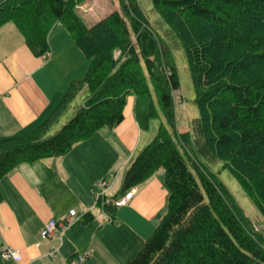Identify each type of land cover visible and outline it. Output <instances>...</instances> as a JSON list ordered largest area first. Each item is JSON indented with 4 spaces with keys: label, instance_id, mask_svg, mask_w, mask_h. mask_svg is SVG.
I'll use <instances>...</instances> for the list:
<instances>
[{
    "label": "trees",
    "instance_id": "obj_1",
    "mask_svg": "<svg viewBox=\"0 0 264 264\" xmlns=\"http://www.w3.org/2000/svg\"><path fill=\"white\" fill-rule=\"evenodd\" d=\"M84 1L0 0V28L11 23L34 57L47 58L48 36L60 24L89 62L40 126L0 139V180L21 164L64 157L100 130L117 127L127 96L150 94L146 74L164 124L125 169L113 200L158 169L167 198L158 225L127 264H264L263 235L253 233L226 187L202 168L220 164L264 220V0H150L182 48L191 80L198 115L183 132L172 126L177 72L171 57L168 73L159 61L164 37L138 31L146 24L137 1H130L134 43L117 11L87 25L78 10ZM83 90L84 103L50 135ZM157 117L151 105L147 118ZM96 206L108 216L116 210L100 200Z\"/></svg>",
    "mask_w": 264,
    "mask_h": 264
},
{
    "label": "crops",
    "instance_id": "obj_2",
    "mask_svg": "<svg viewBox=\"0 0 264 264\" xmlns=\"http://www.w3.org/2000/svg\"><path fill=\"white\" fill-rule=\"evenodd\" d=\"M47 41V58H36L13 25L0 29V139L35 130L58 107L67 86L85 75L89 62L60 24ZM132 102L126 99L123 121L117 127L92 137L99 136L102 146L87 150L85 141L64 157L21 164L0 180V247L6 245L19 255L17 262L0 258V264H67L82 253L89 255L85 264H127L135 250L126 241L136 228L165 211L167 198L163 180L153 175L113 216L96 206L100 197H117L121 182L105 192L99 188L101 181L113 178L111 168L117 167V159L122 161L120 170H125L139 151L142 126L134 117ZM122 209L127 214H120ZM70 211L76 216L69 226L41 241L40 230L65 222ZM85 214L93 218L88 223H83ZM136 238L134 249L141 244Z\"/></svg>",
    "mask_w": 264,
    "mask_h": 264
},
{
    "label": "rangeland",
    "instance_id": "obj_3",
    "mask_svg": "<svg viewBox=\"0 0 264 264\" xmlns=\"http://www.w3.org/2000/svg\"><path fill=\"white\" fill-rule=\"evenodd\" d=\"M130 1L131 0H85L82 3V10H80L79 8L78 10L80 11V13L81 11L84 12L82 17L87 25L93 23L97 18L98 19L104 18L106 15L110 14L111 12L117 11L120 14V16L126 21L127 29L130 33L131 40L133 41L132 43H134V40L137 38L136 37L137 35L134 29L132 28V26L129 24V22L132 21V15L130 14L131 13ZM136 1H137L136 6L144 16V21L146 24V27L140 26L141 28L138 31H148V28H150L152 32L156 30L162 37H164L162 43L156 37L157 41L161 43L160 44L158 42L159 61L165 66V68L163 67L164 72L168 73L165 63H167L168 62L167 59L171 57L172 63L171 62L170 63L175 68L179 80L178 91L171 92L173 109H174L172 126L174 127V129L176 128L178 132L186 131L188 130V126L190 124L189 122H191L192 119L197 117L198 112L194 104V94H193L192 84L185 63L183 50L176 41L175 36L171 33L169 28L163 23V21L157 15L155 9L151 5L150 0H136ZM91 5H93V10L92 13L88 15L87 9ZM7 25H12V24L11 23L4 24L1 28ZM15 30L17 31V33H19L16 28ZM145 77L149 85L150 94L137 96V97L133 95H129L126 98V99L129 98L132 99L133 101L132 110L134 113V117L140 122V125L142 126L139 132V139L137 145L138 150H141L146 144H148L150 140L154 137L158 126L160 124H164V118L161 115L159 106L157 104L156 94L154 90L151 88L150 82L146 74ZM86 95L87 92L85 90H83L80 94H78V96L73 101L71 108L68 109L69 111L67 110L64 113V115L60 118L58 124L56 123V125H54L53 127L54 129L51 130L50 135H53L55 132H57L60 129V127H62L64 124H66V122H68V120L74 115V113L77 112L78 108L84 103L86 99ZM151 105L158 114V117L155 119L147 118ZM98 137L99 136L94 138L97 140V143L94 142V139L92 138L88 139L85 142L86 145L85 147L87 150L90 149L92 150L98 146H102L99 143ZM187 154H189L199 163V159L195 157L194 153L191 154L189 153V151H187ZM121 166H122V161L117 159V167L111 168V171H113L114 176L110 181L107 180L109 186H112L113 184L114 186L116 184L117 185L120 184L123 173L125 171L124 169L122 171L120 170ZM202 168L205 169L206 172L211 171L217 176L219 181L226 187L229 193L233 196L235 202L243 211L244 216L248 219L251 225L253 233L258 235H263L264 237V220L257 212L255 207L251 204L249 199L242 192L241 188L238 186L236 180L231 176V174L227 170L222 169V166L220 164L211 167L209 165L203 166ZM153 175L163 180L164 173L162 169H158L154 171ZM76 210L77 209H74L75 212H77ZM127 212H128L127 209H122L120 211V214H127ZM161 213L158 214V216H156L155 218L148 221L147 224H144L143 226L140 225L139 228H136L137 232L134 235H132L128 241H126V244L129 247V249L132 248V250H135L131 255L128 256H132L138 250L137 249L138 247L134 249L135 244H137L136 237L140 238L139 242L142 244L146 240V238L150 236L152 231L158 225L165 211L162 214ZM129 249L127 250L129 251Z\"/></svg>",
    "mask_w": 264,
    "mask_h": 264
},
{
    "label": "built area",
    "instance_id": "obj_4",
    "mask_svg": "<svg viewBox=\"0 0 264 264\" xmlns=\"http://www.w3.org/2000/svg\"><path fill=\"white\" fill-rule=\"evenodd\" d=\"M100 187L103 189L104 192L110 188L107 181H102L100 183ZM134 194H135V190L131 189L121 199L114 201L112 204L116 208L123 207L130 201V199L132 198ZM102 202L103 204H108V202L105 200H102ZM69 215L72 218L75 216V213L73 211H70ZM67 224L68 222L58 223V224L51 223V224L45 225L43 229L40 231V239L47 240V239L52 238L57 232L59 233L63 232L64 229L67 227ZM52 254H54V252H52L51 255ZM0 258L3 261H15L16 262L19 260V255L17 251L13 250L12 248L8 246L3 245L0 247ZM87 258H88L87 253H84L82 255H76L73 258L69 259L67 264H84Z\"/></svg>",
    "mask_w": 264,
    "mask_h": 264
}]
</instances>
